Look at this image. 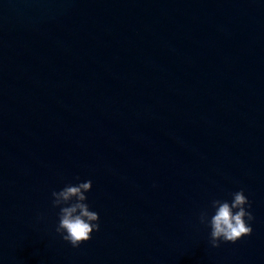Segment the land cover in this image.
<instances>
[{"label":"water","instance_id":"obj_1","mask_svg":"<svg viewBox=\"0 0 264 264\" xmlns=\"http://www.w3.org/2000/svg\"><path fill=\"white\" fill-rule=\"evenodd\" d=\"M88 180L74 248L52 192ZM0 264H264V0H0Z\"/></svg>","mask_w":264,"mask_h":264},{"label":"clouds","instance_id":"obj_2","mask_svg":"<svg viewBox=\"0 0 264 264\" xmlns=\"http://www.w3.org/2000/svg\"><path fill=\"white\" fill-rule=\"evenodd\" d=\"M92 187V181L88 180L77 185L68 184L62 190L52 192V204L60 209L56 231L74 248L89 241L92 233L100 230L99 214L90 210V205L86 202V193L90 192ZM231 196L230 202L213 200V214L209 216L205 210L199 217L200 223L207 224L211 229L210 243L215 248H219L221 242L236 243L253 232L249 222L254 221L255 217L248 211L252 205L244 190L233 192Z\"/></svg>","mask_w":264,"mask_h":264}]
</instances>
